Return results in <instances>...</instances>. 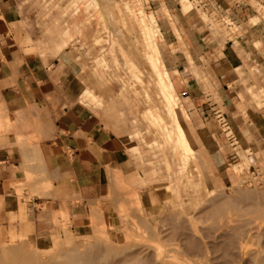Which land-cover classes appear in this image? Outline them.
I'll return each mask as SVG.
<instances>
[{"label":"rangeland","instance_id":"rangeland-1","mask_svg":"<svg viewBox=\"0 0 264 264\" xmlns=\"http://www.w3.org/2000/svg\"><path fill=\"white\" fill-rule=\"evenodd\" d=\"M22 1L127 165L71 201L16 190L26 225L0 226V264H264V0Z\"/></svg>","mask_w":264,"mask_h":264},{"label":"crops","instance_id":"crops-1","mask_svg":"<svg viewBox=\"0 0 264 264\" xmlns=\"http://www.w3.org/2000/svg\"><path fill=\"white\" fill-rule=\"evenodd\" d=\"M26 24L22 0H0L1 227L26 225L16 190H37L41 181L71 201L85 190L96 195L108 169L127 165L119 143L80 101L78 62L42 51Z\"/></svg>","mask_w":264,"mask_h":264},{"label":"bare ground","instance_id":"bare-ground-1","mask_svg":"<svg viewBox=\"0 0 264 264\" xmlns=\"http://www.w3.org/2000/svg\"><path fill=\"white\" fill-rule=\"evenodd\" d=\"M142 26H143V35H144V37H145V39L147 40H150V42H153V39H152V37H151V39H152V41H151V39H150V31H149V28H148V26H147V24L146 23H144V24H142ZM147 43H148V41H147ZM149 46V45H148ZM150 47L153 49V44L152 43H150ZM155 49V48H154ZM156 56V55H155ZM158 56V55H157ZM159 58V57H158ZM158 59H156V61H157ZM159 62H160V60H159ZM157 63V62H156ZM147 65V64H146ZM151 65V64H150ZM158 65V64H157ZM157 65H155L154 66V69L156 70V68L157 67H159V66H157ZM162 65V64H161ZM148 66V65H147ZM151 68V67H150ZM157 73V72H156ZM158 74V73H157ZM160 74V73H159ZM162 75V74H161ZM159 76V75H158ZM157 76V77H158ZM160 79V78H159ZM158 79V80H159ZM165 81H166V79H165ZM163 82V81H162ZM167 82V81H166ZM159 83V82H158ZM160 87V86H159ZM161 90L163 91V96L166 98V107H167V109H168V112L170 113V116H171V118H172V120H173V123H174V128H175V133H177V138H178V140H177V142H178V144L182 147V150L185 152V153H188L189 155H191V157L193 156L192 154H193V150L191 149V147H190V144H189V142H188V140L186 139V135H185V132H184V130H183V128L181 127V125H180V123H179V119H178V116H179V114L180 115H182L181 114V111H180V106H179V103L175 100V98H174V96H173V94L169 91V85L167 86H164V88L162 89L161 88ZM165 101V100H164ZM183 119H184V117H183ZM185 121V120H184ZM176 138V139H177ZM177 144V145H178ZM183 156V155H182ZM195 159V158H194ZM190 169L192 170V172L194 171V168L191 166L190 167Z\"/></svg>","mask_w":264,"mask_h":264}]
</instances>
